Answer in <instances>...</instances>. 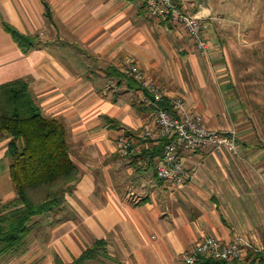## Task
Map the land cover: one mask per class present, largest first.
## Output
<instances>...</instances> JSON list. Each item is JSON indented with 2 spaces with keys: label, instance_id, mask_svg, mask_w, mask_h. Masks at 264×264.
Instances as JSON below:
<instances>
[{
  "label": "crops",
  "instance_id": "obj_1",
  "mask_svg": "<svg viewBox=\"0 0 264 264\" xmlns=\"http://www.w3.org/2000/svg\"><path fill=\"white\" fill-rule=\"evenodd\" d=\"M46 1L51 19L44 0H0V86L28 81L44 114L65 124L80 179L51 213L70 217L51 228L35 219L26 251L0 264H55L58 256L70 264L97 240L107 248L86 264H184L208 236L244 235L264 247V0H178L210 21L208 56L184 27L151 19L143 0ZM5 22L39 37V47L25 53ZM127 57L166 90L168 104L182 97L211 129L237 131L241 156L183 154L195 172L183 188L158 178L154 141L121 156L119 136L152 123L148 94L121 76ZM10 143L0 137L2 205L17 198Z\"/></svg>",
  "mask_w": 264,
  "mask_h": 264
},
{
  "label": "trees",
  "instance_id": "obj_2",
  "mask_svg": "<svg viewBox=\"0 0 264 264\" xmlns=\"http://www.w3.org/2000/svg\"><path fill=\"white\" fill-rule=\"evenodd\" d=\"M44 3L46 15L51 19V7L46 0ZM4 28L25 53L39 47V37L25 35L6 22ZM162 106L171 110L166 101ZM0 137L11 138L8 157L11 179L17 192L13 202L7 205L0 202L1 260L26 251L35 219L60 208L63 193L79 181L80 170L71 157L65 124L44 114L24 79L0 86ZM167 142L169 139L155 143L153 155L161 158ZM106 248L105 240H97L70 264H86L98 258ZM259 255L251 252L241 262L207 260L206 263L256 264ZM55 264L66 263L58 256Z\"/></svg>",
  "mask_w": 264,
  "mask_h": 264
},
{
  "label": "built area",
  "instance_id": "obj_3",
  "mask_svg": "<svg viewBox=\"0 0 264 264\" xmlns=\"http://www.w3.org/2000/svg\"><path fill=\"white\" fill-rule=\"evenodd\" d=\"M148 16L159 23H171L184 27L202 55H210V41L207 39L210 21L191 12L178 0H143ZM127 79L134 80L146 91L148 108L151 109L152 123L139 134H122L117 140L119 153L131 155L137 141L155 143L169 139L157 163V176L169 187L183 188L195 172L189 174L184 162L186 153L203 150H223L240 157L239 139L235 130L211 129L202 114L190 109L182 97L170 100L171 110L162 106L166 90L149 80L133 58L127 57L120 66ZM192 176V177H191ZM264 247L237 235L231 242H223L213 236L193 244L183 255L184 264H207V260L241 262L248 254H260Z\"/></svg>",
  "mask_w": 264,
  "mask_h": 264
},
{
  "label": "rangeland",
  "instance_id": "obj_4",
  "mask_svg": "<svg viewBox=\"0 0 264 264\" xmlns=\"http://www.w3.org/2000/svg\"><path fill=\"white\" fill-rule=\"evenodd\" d=\"M260 79H262V87H263V89L261 90V92L263 94V99L261 101L264 102V76H263V74H262V76H260ZM261 128H264V122L261 123ZM138 172H139V169L136 168V170L134 171V175ZM57 215H59V217ZM67 217H70V215L66 211L58 213L56 215H51V213H50V214H46L42 218H40V222H41V224L45 222V224H47V226L49 228H51L50 226H52V223L54 226H57V224L63 222V219L67 218ZM92 264H101V262L95 261Z\"/></svg>",
  "mask_w": 264,
  "mask_h": 264
}]
</instances>
